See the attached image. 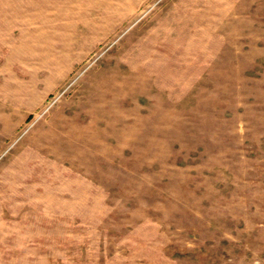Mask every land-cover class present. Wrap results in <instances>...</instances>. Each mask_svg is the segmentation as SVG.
I'll use <instances>...</instances> for the list:
<instances>
[{
	"label": "rangeland",
	"instance_id": "obj_1",
	"mask_svg": "<svg viewBox=\"0 0 264 264\" xmlns=\"http://www.w3.org/2000/svg\"><path fill=\"white\" fill-rule=\"evenodd\" d=\"M0 264H264V0H0Z\"/></svg>",
	"mask_w": 264,
	"mask_h": 264
}]
</instances>
